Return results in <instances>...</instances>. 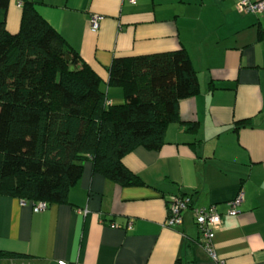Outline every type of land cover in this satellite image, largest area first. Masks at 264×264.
I'll return each mask as SVG.
<instances>
[{"label": "crops", "instance_id": "1", "mask_svg": "<svg viewBox=\"0 0 264 264\" xmlns=\"http://www.w3.org/2000/svg\"><path fill=\"white\" fill-rule=\"evenodd\" d=\"M32 1L100 77L108 103L124 101L107 84L120 56L184 48L198 91L179 100L180 121L167 124L158 149L137 146L123 156L142 184L119 186L84 161L67 202L36 211L0 194V252L14 255L1 261L216 264L193 217V208L214 204L223 219L213 238L218 256L225 264H264V13L240 11L234 0ZM21 2L9 0L10 33L19 30ZM247 118L249 125L234 128ZM239 191L238 213L229 215L227 201ZM172 195L189 196L190 206L169 227Z\"/></svg>", "mask_w": 264, "mask_h": 264}, {"label": "trees", "instance_id": "2", "mask_svg": "<svg viewBox=\"0 0 264 264\" xmlns=\"http://www.w3.org/2000/svg\"><path fill=\"white\" fill-rule=\"evenodd\" d=\"M8 4L0 0V194L67 202L84 161L119 186L142 184L122 158L137 146L158 149L167 124L180 121L179 100L197 93L186 50L114 57L107 84L124 101L111 104L100 77L32 0L21 2L16 33L5 26Z\"/></svg>", "mask_w": 264, "mask_h": 264}, {"label": "built area", "instance_id": "3", "mask_svg": "<svg viewBox=\"0 0 264 264\" xmlns=\"http://www.w3.org/2000/svg\"><path fill=\"white\" fill-rule=\"evenodd\" d=\"M133 3L135 0H128ZM235 5L238 10L251 13V14H262L264 13V0H234ZM98 16L92 15L90 17V25L92 29L98 28ZM243 200V193L239 191L237 195L227 201V214L236 215L238 213V206ZM21 203L25 201L21 200ZM33 209L36 211H41L46 208V203L43 201L30 202ZM190 206V197L187 195H172L168 198V211L167 217L165 219V225L172 227L175 225H180L182 223V213L185 209ZM193 217L195 224L200 233V245L206 252L207 256L213 260L216 264H225V261L218 256L215 246H214V234L215 231L222 224V214L218 212L214 204L207 207L193 208ZM114 226V224H112ZM130 224L127 225L129 227ZM0 264H4L1 261ZM6 264H14L13 262H8ZM57 264H68L64 260H59Z\"/></svg>", "mask_w": 264, "mask_h": 264}]
</instances>
